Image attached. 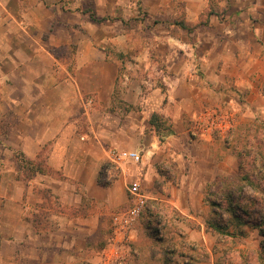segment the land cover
Listing matches in <instances>:
<instances>
[{
  "label": "crops",
  "instance_id": "obj_1",
  "mask_svg": "<svg viewBox=\"0 0 264 264\" xmlns=\"http://www.w3.org/2000/svg\"><path fill=\"white\" fill-rule=\"evenodd\" d=\"M138 6L160 18L175 19L181 10L186 24L197 23L203 11L211 10L209 26L223 27L232 40L243 41L240 52L219 50L215 68L264 77V0H0V234L25 231L15 228L16 224L22 222L25 228V217L39 207L48 218L39 240L12 243L14 249L23 250L15 253L23 264H233L228 251L264 252V232L257 227L245 225V235L224 240L208 223L215 211L205 200L204 190L211 183L222 187L218 178L237 167V157L234 150L225 157L218 155L209 127L203 129V140L196 142L201 158L190 156L185 148L188 129L182 102L171 115L169 137L173 146L182 142V148H173V153L183 158L185 165L181 162L177 167L183 165L186 171L179 172L173 190L152 193L179 216L173 221L174 229L163 233L160 217L155 221L156 236L148 224L110 235L112 226L106 217L127 204L132 176L149 181L154 166L147 161L157 150L133 130L127 115L111 110L117 64L95 46L90 32L80 33L74 25L80 23L83 7L104 14ZM71 43L77 49L69 63L51 51ZM246 83L237 79L235 85L241 91ZM244 98L243 118L264 119L261 85H252ZM128 133L139 141L142 138L138 146L144 153L131 149L139 152L140 160L121 164L117 179L104 178L109 148L136 145L134 137L126 138ZM16 156L40 162L41 169L18 178ZM153 177L165 179L157 171ZM39 189L48 190L51 205L41 206L48 197L38 195ZM151 206L153 217L156 207ZM167 235L173 241L171 248L163 246ZM185 238L191 241L187 248L202 251V257L192 260L184 250L178 252ZM172 255L183 260H173ZM246 257L243 264H251ZM254 261L259 264L257 256Z\"/></svg>",
  "mask_w": 264,
  "mask_h": 264
},
{
  "label": "rangeland",
  "instance_id": "obj_2",
  "mask_svg": "<svg viewBox=\"0 0 264 264\" xmlns=\"http://www.w3.org/2000/svg\"><path fill=\"white\" fill-rule=\"evenodd\" d=\"M180 12L173 19L170 15L163 18L154 16L151 11L139 6L126 7L120 11L104 14H97L91 7H83L79 10L80 23L74 25L80 33L90 32L95 37V46L106 54L107 60L117 64L118 73L112 93L111 110L121 117L127 115L131 119L129 125L133 130L141 132V136H145L146 145L157 150V153L149 156L147 161L154 166L153 172H149V181L142 182L137 180L136 176H132L133 181L141 183L147 196L145 209L135 225H151L152 236L157 235L155 221L160 217L164 219L163 233L167 232V234L174 229L172 226L174 219L179 217L169 205L154 199L152 193L173 190V184L179 172L185 170L183 165L180 168L177 167L183 158L178 152L173 153V148H182V142L173 146L169 135L159 139L149 123L152 112H157L166 121L161 130L165 132V127L172 124L171 115L175 105L178 102L183 103L185 125L188 129L185 136L188 144L185 148L195 159L201 158L196 142L203 140V129L207 127L214 137L212 146L219 156L225 157L228 152L235 151L237 167H234L233 171H225L218 178V182H224L223 192L221 193L214 183L209 184L204 190L205 197L210 196V199L218 200L220 204L218 210L223 217L226 216L227 202L224 194H226L229 181L236 184L239 178L246 176L264 188V119L259 116L257 120L251 119L250 121L243 118L246 117L242 114L245 106L241 104L246 102L245 92L249 91L252 85L255 86L258 83L264 91V77L255 75L247 77L242 72H220L219 68H215L217 65L215 54L219 50L240 52L242 50L240 44L243 41L232 40L231 35L225 33L223 27L209 26L208 17L211 12L209 9L201 13L199 21L195 24H186L182 15L183 11L180 10ZM86 13L87 15L83 16ZM250 47L253 49V46ZM76 49L77 44L71 43L53 47L51 51L56 55H63L62 59L69 63L74 59L73 52ZM207 55L209 56L206 57ZM219 60V64H222L223 59ZM228 63L233 62L228 60ZM237 79L247 82L244 87L241 86V91L235 85ZM126 96H130L129 100L131 97H136L137 100L128 101L125 99ZM133 135V133H128L126 138L134 137L136 145L133 148L122 147L120 149H137L143 154L144 150L138 146L143 143L142 138L139 141V138ZM227 148L230 150L228 151ZM16 157L19 160V157ZM106 166L107 170H104L106 176H102L110 180L117 179L120 175L119 165L108 160ZM228 166L231 168V163ZM155 171L159 173V177L160 175L165 177L164 181L153 177ZM17 177L23 178L24 171H18ZM48 193L47 189L37 190L38 195L48 197L41 203L42 207L52 203L49 201ZM260 196H263L260 191L246 185L243 191L237 192L235 198L239 204H245L248 210L264 209V204L255 205L249 201L252 197L259 198ZM151 205L156 207L153 217ZM124 206L126 205L120 206L116 211L124 209ZM46 214V210L39 207L38 211L25 217L27 222L25 228L22 222L16 224L15 228L26 229L25 231L14 233L5 231L0 234V264H23V258L15 254L23 250L14 249L12 243L39 240L41 237L39 231L46 227L48 220ZM112 214L106 217V222L110 221V226H112ZM259 221L261 220L254 216L249 220L250 226L259 224ZM260 227L264 230V222L260 223ZM30 234H35L36 237L31 238ZM110 235L117 236L113 226L110 228ZM190 242L187 238L183 239L178 252L184 250L192 260L202 257V251L187 248ZM163 246L167 248L173 246L169 235ZM227 246L231 245L227 244ZM172 256L173 260H183L178 255ZM228 256L233 264H243L246 256L251 264L255 263V256L259 258V264H264L262 250L255 253L254 249L248 248L246 253L240 251L239 254L228 251Z\"/></svg>",
  "mask_w": 264,
  "mask_h": 264
},
{
  "label": "trees",
  "instance_id": "obj_3",
  "mask_svg": "<svg viewBox=\"0 0 264 264\" xmlns=\"http://www.w3.org/2000/svg\"><path fill=\"white\" fill-rule=\"evenodd\" d=\"M178 23V22H177ZM149 123L154 128L156 135L159 139L163 138L165 135H169L172 133L171 124H168L166 126V131L163 132L162 127H164V123L166 121L162 118L160 114L157 112H152L149 117ZM19 162L20 170L24 171V176H30L33 174V172L40 170V162H33L28 159H24L22 156L17 160ZM264 161V160H263ZM238 182H228V188L226 190L225 200L227 202V206L225 208V215L226 217H222V214L218 210V200H215L213 198L205 197L206 201L210 203V205L214 209V213L210 216L208 223L212 225L213 230L215 232L219 233L221 236V239L223 237L224 240H227L228 237L231 236H237V235H245L246 234V228L245 225L249 227H257L260 231V223L264 222V209L262 208H252L251 210L246 209L245 204H239L235 198L237 195V192H241L244 189V186L248 185L262 193L263 196L252 197L249 201L253 204H264V188L260 185H257L254 183L249 177L242 176L237 180ZM223 185L222 187L218 188L221 193L224 190V182L222 181ZM225 188V189H226ZM128 202L125 207L128 206ZM254 216L258 217L261 221H259V224L250 226L249 220L253 218ZM219 236V237H220Z\"/></svg>",
  "mask_w": 264,
  "mask_h": 264
},
{
  "label": "built area",
  "instance_id": "obj_4",
  "mask_svg": "<svg viewBox=\"0 0 264 264\" xmlns=\"http://www.w3.org/2000/svg\"><path fill=\"white\" fill-rule=\"evenodd\" d=\"M108 159L119 166L127 161L138 162L140 154L136 150L120 149L116 147L109 148ZM128 206L112 214V226L115 233L124 234L132 229L138 222L147 203V196L139 181L127 183Z\"/></svg>",
  "mask_w": 264,
  "mask_h": 264
}]
</instances>
